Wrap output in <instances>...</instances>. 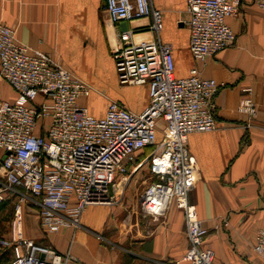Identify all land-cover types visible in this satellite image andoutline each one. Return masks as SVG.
Returning a JSON list of instances; mask_svg holds the SVG:
<instances>
[{"label": "built area", "instance_id": "built-area-1", "mask_svg": "<svg viewBox=\"0 0 264 264\" xmlns=\"http://www.w3.org/2000/svg\"><path fill=\"white\" fill-rule=\"evenodd\" d=\"M264 12V0H253ZM189 50L203 62L236 44L228 18L239 12V0H187ZM102 11L109 27L151 17L153 40L137 41L125 30L111 44L119 83L147 85L149 105L135 113L119 101H109L103 117L92 116L80 104L91 87L51 55L22 44L16 31L0 24V80L16 94L14 102L0 97V204L10 193L20 196L12 235L0 245L10 248V264H69L70 255L28 239L21 229L22 204L30 201L39 212L44 233L63 226L78 228L88 206L106 204L119 180L149 165L151 182L140 196L142 212L162 218L173 201L186 212L189 248L182 262L214 264L203 249L208 230L188 204L200 173L192 160L189 137L217 129L214 98L224 86L202 77L193 68L178 77L172 46L161 40L162 13L150 0H104ZM239 110L255 117L251 98ZM165 123L158 139V123ZM152 151L138 163L144 151ZM256 252L264 259V228L256 238Z\"/></svg>", "mask_w": 264, "mask_h": 264}, {"label": "crops", "instance_id": "crops-1", "mask_svg": "<svg viewBox=\"0 0 264 264\" xmlns=\"http://www.w3.org/2000/svg\"><path fill=\"white\" fill-rule=\"evenodd\" d=\"M239 1L238 14L227 21L236 34V44L199 62L189 50L190 34L184 24L187 0H150L162 13L160 37L172 46L177 76L187 77L198 68L202 77L224 84L214 98L217 129L189 137L200 179L188 204L208 230L203 249L213 253L215 264H264L254 248L264 228V12L253 0ZM103 2L0 0V24L13 28L22 44L51 55L88 84L92 93L80 104L92 116L103 117L109 101H119L141 113L149 105V87L119 83L110 47L125 30L136 31L137 41L153 40V20L148 17L111 28L102 11ZM125 88L137 93L130 95L135 97V105L126 102ZM92 96L104 99L101 112L89 111L86 102ZM0 97L16 100L15 92L2 80ZM248 97L255 103V117L239 110ZM164 128L165 123L159 121V140ZM151 151L146 149L139 158ZM143 166L131 173L126 184H115L109 203L88 206L78 228L63 226L57 233L46 234L38 209L23 203L20 226L24 236L70 255L69 264H189L182 262L189 248L182 201H173L158 219L140 208L146 187L137 176ZM20 202V196L10 193L0 204V219L11 218ZM6 224L8 230L0 234V240L12 235L9 221ZM12 260V250L0 246V264Z\"/></svg>", "mask_w": 264, "mask_h": 264}, {"label": "rangeland", "instance_id": "rangeland-1", "mask_svg": "<svg viewBox=\"0 0 264 264\" xmlns=\"http://www.w3.org/2000/svg\"><path fill=\"white\" fill-rule=\"evenodd\" d=\"M129 86V85H128ZM124 96L126 99V102H128L131 105H135L136 100H134L133 98L135 97H130V95H132L133 93H136L133 90H130L127 88L124 89ZM137 94V93H136ZM137 96V95H136ZM87 106L89 108V111L93 114V113H98L102 111V108L104 106V99H99V98H95V97H89V99L87 100ZM161 141V140H160ZM148 154L144 155L142 158H140V160H138V163L140 164L141 162H144L145 157H147ZM150 174H149V165H147L146 163L144 164V166L140 169V171L138 172V180L141 182V184H143L144 187H147L149 185V180H150ZM121 182V180L118 181V184ZM121 184V183H120ZM27 204H30L31 202L28 201L26 202ZM15 212L14 214L10 215L11 218H9L7 221H9V230H12L13 228V222L15 220ZM25 215V214H24ZM6 219L5 218H1L0 219V234L2 233H6V231L8 230V225L6 224ZM1 246V245H0ZM213 262L215 264V258L213 256Z\"/></svg>", "mask_w": 264, "mask_h": 264}]
</instances>
